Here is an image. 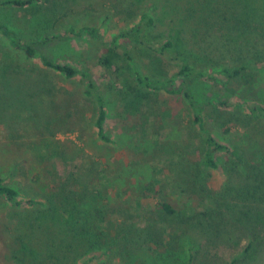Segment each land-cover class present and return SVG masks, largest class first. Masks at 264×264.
<instances>
[{"label":"rangeland","instance_id":"rangeland-1","mask_svg":"<svg viewBox=\"0 0 264 264\" xmlns=\"http://www.w3.org/2000/svg\"><path fill=\"white\" fill-rule=\"evenodd\" d=\"M44 1L35 10L0 6V21L18 30L23 39L37 43L42 54L93 74L105 101L107 135L113 143L98 138L96 109L80 97L84 89L80 78L66 79L43 68L36 59L23 60L33 71L28 78L31 84L49 83L59 91L56 105L50 109L44 102L43 109L47 107L48 111L40 112L35 121L23 116L12 119V113L23 112V107L14 106L16 95L7 94L3 100L5 93H0L1 110L7 115L2 122L0 119V175L23 198L44 203L28 208L0 200V264H16L10 247L14 242L16 245L17 237L1 234L7 228L13 231L18 224L23 240L18 264H190L192 253L195 264H201V257L204 264H230L242 248L208 247L204 237L194 234L182 236L176 250L151 245L153 237L146 227L152 219H159L151 207L156 199L141 189L158 179L166 192L162 198L183 207L186 199L181 194L182 184L199 161L203 136L191 125L192 112L185 98L163 92L129 93L116 79V68L106 71L97 65L103 44L132 25L121 17V0ZM134 14L131 10L127 16ZM160 25L152 37L162 38L171 32L168 19ZM69 26L98 28L101 39L69 38L58 44H40L43 36L60 35ZM182 28L185 30H173H182L189 48L207 50V56L214 60L209 67L216 68L217 59L220 64L229 61L220 58L221 48L216 50L213 39L197 38L191 27ZM0 50L7 52V47ZM133 56L141 63L138 68H148L150 75L170 77L178 71L177 64L147 51L133 50ZM226 80L223 76L216 82L196 80L190 88L198 102L207 103L203 113L206 128L218 141L244 148L245 157L256 161L254 151L264 152V111L250 116L249 126L243 124L249 106H264V69L257 73L252 87L227 85ZM20 98L23 100V95ZM75 104L83 107L78 114ZM35 124L42 134L33 137L30 125ZM227 128L231 129L229 133L225 132ZM218 157L221 170L211 171L208 180L213 190L243 186L246 181L242 174L228 178L230 156ZM82 186L88 191L87 197H78ZM59 194L66 199L74 194L77 199L69 198L64 204L55 197ZM125 210L131 215L126 216ZM249 264H264V255L262 262Z\"/></svg>","mask_w":264,"mask_h":264},{"label":"trees","instance_id":"trees-1","mask_svg":"<svg viewBox=\"0 0 264 264\" xmlns=\"http://www.w3.org/2000/svg\"><path fill=\"white\" fill-rule=\"evenodd\" d=\"M44 2L0 0V6L35 10ZM121 6L123 13L121 17L131 21L132 25L119 30L111 41L103 44L97 65L106 71L116 68V79L128 88L129 93L163 92L185 98L192 112L191 125L203 136V151L199 161L188 172L182 184L184 188L181 194L186 199L183 207H177L168 198H162L166 192L160 188L161 181L158 179L152 180L141 189V192H148L156 199V203L151 207L153 215L159 216V219H152L146 227L153 237L151 245L156 249L167 247L176 250L182 236L194 234L204 237L208 247L242 248L230 264H249L254 260L262 262L264 152L255 150L254 157L258 158L256 161H250L245 157L244 148L238 146L232 148L229 144L218 141L206 128L203 113L206 112L207 103H200L195 99L190 85L196 80L216 82L223 76L227 79V85L253 86L257 73L264 69V0H121ZM170 8L174 11L167 12L166 9ZM131 10L135 14L128 17L127 14ZM167 19L170 21L168 30L172 29L171 32L162 38L152 37L151 33ZM185 26L195 30L197 38L213 39L217 44L216 50H219V46L221 48L220 58L229 61L220 64L221 60L217 59L216 68H212L214 65L209 67L214 60L207 56V50L197 52L189 48L181 36L182 30H173L174 28L185 30L182 28ZM62 32L60 35L43 36L40 44H58L69 38L88 37L95 41L101 39L99 29L91 26H69ZM36 44L23 39L18 30L0 21V48L7 47V52L0 50V93H5L2 94L3 100L7 94L16 95L19 104L14 101V106L23 107V112L15 111L11 118L16 120L23 116L27 121H35L40 112L42 115V112L48 111L47 107L43 109L44 102L49 104L50 109L56 105L58 89L50 87L49 83L39 85L28 81L33 71L23 64V60L36 59L43 68L53 70L66 79L80 78L84 84V89L79 93L80 97L87 99L96 109L94 127L98 138L102 142L113 143L107 135L108 113L105 101L93 74L89 70H79L72 64L56 61L49 55L42 54ZM133 50L147 51L161 60L175 63L178 71L170 77L150 75L151 71L148 68L142 70L138 68L141 63L133 56ZM15 57L18 58V62L15 61ZM21 95L24 97L23 100L20 98ZM41 95L45 96L44 100ZM34 97H40L41 100L38 101ZM211 104L213 108L216 106L215 103ZM249 107L244 127L251 124L250 116H256L259 111H264L261 104ZM75 108L77 114L83 109L79 104H75ZM6 116L0 106L1 122ZM30 127L33 130V137L42 134L37 124ZM230 131V128L225 130L226 133ZM221 154L231 158L230 169L226 170L229 180L237 174H242L246 181L243 186L226 185L222 190L214 191L209 185L211 171L221 170L218 157ZM83 186L78 197L88 196V191ZM68 196L74 201L77 199L74 194ZM55 197L64 204L69 199L63 197V194ZM0 200L28 208L44 204L33 198H23L19 190L7 184L1 175ZM123 212L126 216L131 215L129 210ZM20 228L18 224L13 231L12 228L10 230L7 228L1 234L2 237H17L16 245L14 242L13 247H10L11 256L16 264L20 262L19 250L23 246ZM201 258H203L201 264H204V257ZM195 260L192 253L190 264H195Z\"/></svg>","mask_w":264,"mask_h":264}]
</instances>
